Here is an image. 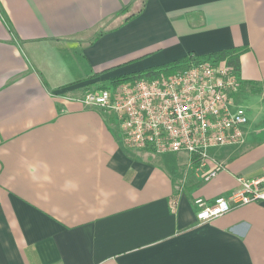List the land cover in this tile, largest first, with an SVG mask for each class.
I'll return each instance as SVG.
<instances>
[{"label": "crops", "instance_id": "0c3cea01", "mask_svg": "<svg viewBox=\"0 0 264 264\" xmlns=\"http://www.w3.org/2000/svg\"><path fill=\"white\" fill-rule=\"evenodd\" d=\"M140 5L0 0V264H264V201L207 222L194 204L264 174V0H145L117 27ZM229 48L248 121L242 143L210 149V180L185 152L126 146L114 115L78 100Z\"/></svg>", "mask_w": 264, "mask_h": 264}, {"label": "built area", "instance_id": "2783aa9c", "mask_svg": "<svg viewBox=\"0 0 264 264\" xmlns=\"http://www.w3.org/2000/svg\"><path fill=\"white\" fill-rule=\"evenodd\" d=\"M240 81L226 59L192 54L189 66L168 74L125 81L111 88L86 90L78 99L113 114L124 144L156 153L185 152L190 165L210 180L224 169L211 148L234 146L244 140L245 107L235 94ZM210 164V168L206 169ZM236 186L212 202L196 198L198 222H207L236 206L264 201V174L235 176Z\"/></svg>", "mask_w": 264, "mask_h": 264}, {"label": "trees", "instance_id": "16d2710c", "mask_svg": "<svg viewBox=\"0 0 264 264\" xmlns=\"http://www.w3.org/2000/svg\"><path fill=\"white\" fill-rule=\"evenodd\" d=\"M145 0H141V5L140 7L136 10V12L131 13L129 15H126L122 18L121 22L117 27L122 26L123 24L129 22L130 20L134 19L136 16H138L143 8H144ZM128 9L127 6H125L120 12L119 15H122L125 13V11ZM0 14H2L1 11V6H0ZM105 30L100 29L95 31L92 36L89 39V43H92L95 39H97L101 34H103ZM191 57L192 54H188L178 60L165 63L159 66H154V67H149L147 69L141 70V71H135V72H130L122 75H118L116 77H112L106 80H103L101 84L99 85L100 88H111L114 86H117L118 84L125 82V81H134L139 78L143 77H153L158 74H168L171 72H176L178 70H181L187 66L190 65L191 63ZM200 57H207V58H213L215 60H221V59H226V62L228 66L233 71H239V52L236 49L229 48V49H223L219 50L210 54H205V55H198V58Z\"/></svg>", "mask_w": 264, "mask_h": 264}, {"label": "rangeland", "instance_id": "374dc122", "mask_svg": "<svg viewBox=\"0 0 264 264\" xmlns=\"http://www.w3.org/2000/svg\"><path fill=\"white\" fill-rule=\"evenodd\" d=\"M252 107H253V106H252ZM112 115H113V114H112ZM113 118L117 120V118H116L115 116H114Z\"/></svg>", "mask_w": 264, "mask_h": 264}]
</instances>
